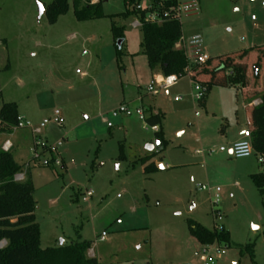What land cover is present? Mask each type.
<instances>
[{
  "label": "rangeland",
  "instance_id": "374dc122",
  "mask_svg": "<svg viewBox=\"0 0 264 264\" xmlns=\"http://www.w3.org/2000/svg\"><path fill=\"white\" fill-rule=\"evenodd\" d=\"M51 2L0 0V108L16 103L20 119L57 147L38 159L35 151L42 150L36 149L31 128L0 133V150L9 142L16 163L27 165L19 174L35 189L41 248L89 241L88 256L100 264H200V244L188 221L209 229L218 223L212 195L198 189L207 184L221 188L220 224L231 237L217 264H254L244 249L250 243L255 263L264 264L263 198L248 172H264V165L257 156L233 159L219 151L229 148L222 132L237 124L236 112H243L240 93H245L213 87L198 100L185 77L167 92L150 94V83H161L164 76L160 68L150 69L143 54L138 18H115L125 27L123 57L116 56L120 40L114 38L110 16L125 10L124 0H107L106 17L90 21H78L70 6L55 24L39 15V4ZM198 2V14H181L183 38L200 35L203 51L213 58L256 48L246 61L253 69L264 47V0ZM149 4L140 1L141 9ZM258 78L252 83L260 92L264 63ZM139 109L145 118L150 112L163 114L157 128L167 144L154 160L158 171L151 174L139 160L160 148L155 130L136 114ZM55 111L63 126L54 121ZM46 160L60 164L43 167Z\"/></svg>",
  "mask_w": 264,
  "mask_h": 264
},
{
  "label": "trees",
  "instance_id": "16d2710c",
  "mask_svg": "<svg viewBox=\"0 0 264 264\" xmlns=\"http://www.w3.org/2000/svg\"><path fill=\"white\" fill-rule=\"evenodd\" d=\"M140 1L124 0L125 10L118 15L110 16L114 38L120 40L119 44L115 45L117 59L123 57L125 27L119 26L114 20L120 18L126 21L136 17L141 22L143 34L141 48L147 57L150 69L160 68L165 77L184 74L188 67L187 56L183 50L176 47L183 34L181 22L174 18H168L162 24L147 22L149 10L141 9ZM160 1L150 0V3L157 6ZM105 2L107 0H52L48 6L44 5V13L49 23L55 24L61 16L68 13L72 6L78 21L97 20L106 17L103 10ZM163 3L164 10H171L178 5L177 0L163 1ZM158 11L161 12V9L158 8ZM255 49L211 57L204 64L193 65L191 80L206 86L207 96L213 87L233 88L243 92L253 86L252 80H259L260 69L264 63L263 47L259 49L254 68H251L252 75L246 61ZM256 68L259 69L257 72ZM243 96L253 148L256 153L264 155V91L260 95L262 100L258 106L253 105V101L256 100L254 93L246 92ZM19 118L18 105L4 103L0 108V133L12 134L19 123ZM162 119V113L150 112L145 121L147 125L154 128L161 126ZM155 138L160 143L159 152L139 160L145 174L158 171L153 160L167 144L162 128L155 131ZM54 161L51 160L48 166L43 165V167L52 166ZM24 168H27V165H18L12 151L0 150V264H100L95 257L88 256L92 245L89 241L60 244L54 248H41V231L35 218L34 186L29 179L23 182L15 181V176ZM251 179L263 198L264 209V172L251 175ZM188 227L190 235L200 245L216 243L225 248L230 247V233L225 228L210 230L191 220L188 221ZM1 244L5 245L1 246ZM244 249L256 264L255 244H247Z\"/></svg>",
  "mask_w": 264,
  "mask_h": 264
},
{
  "label": "built area",
  "instance_id": "2783aa9c",
  "mask_svg": "<svg viewBox=\"0 0 264 264\" xmlns=\"http://www.w3.org/2000/svg\"><path fill=\"white\" fill-rule=\"evenodd\" d=\"M163 1H169V0H161L160 2L157 3V6H154L153 4H149V7L147 9L149 10V13L146 17L147 22L155 23V24H162L166 19L168 18H174L180 21L181 19V14H198L199 13V2L198 0H193L189 3L178 5L174 7L171 10H164L163 6L164 3ZM264 7V3L262 4ZM141 8V7H140ZM158 8L161 9V12L158 11ZM181 22V21H180ZM136 26L141 27V22L139 20L136 21L135 23ZM178 49H181L185 52L188 60V67L185 70L184 74L182 75H170V76H164L163 81L161 83H157L156 81H152L150 85L147 88V91L150 94L155 95L158 90H163V91H169L171 88L175 87L177 83L185 78L189 77L191 79L192 76V66L193 65H199V64H204L206 63L211 57L203 51V41L202 37L200 35H196L192 37L189 40H186L181 37L179 40L177 46ZM192 84L195 86L196 90L198 91V94L196 98L198 100H203L207 94V88L201 83L194 82L192 81ZM180 98H176L175 100L178 101ZM261 104L260 100H255L253 101L254 106H258ZM122 111L126 115H131V112L128 110L126 106H123ZM136 114L138 115L139 119L141 121L146 120L145 114L143 109H139L136 111ZM116 115V114H115ZM54 121L58 126H63L64 124V119L61 117V113L59 111H55V119ZM23 128H31L33 131L34 139H35V146L36 149L40 148L42 150V153L39 154L38 152L35 151V157L38 159H41L43 154H46V152H56L57 147H51L47 144L46 141L42 138L41 135V130L40 129H34L32 125L25 121L24 119L19 118V123L17 127L14 129H23ZM155 131L158 130L157 127L151 128ZM61 145V143H59ZM4 149L6 151H9L11 149V144L9 142H6V145L4 146ZM228 149L225 147H220L219 151L221 153L227 152ZM231 156L234 159H248L253 156H257L258 162L262 165H264V155L263 154H258L255 152L253 145H252V139H251V132L250 130H246L243 133V138L236 143L233 144L231 148ZM199 154H203V152H198ZM213 151H208L209 155H212ZM49 160L44 161L43 165L48 166L50 164ZM57 165L60 163L58 161H55ZM24 180V176L22 174H18L15 176V181L21 182ZM198 189L200 191H205L208 192L210 195H212V205H213V216L214 218L218 221V223L215 224L213 229L221 230L223 227L222 221V213L219 210L218 206L220 205V193H221V188L220 187H215L212 188L209 185H198ZM87 197L90 198L93 196V191L87 192ZM106 234L103 233L100 237L101 240H104ZM5 244H1V246H4ZM219 244H210V245H200V250L196 253V255L202 260V264H217L219 260H221L226 252L223 247H217ZM220 246V245H219Z\"/></svg>",
  "mask_w": 264,
  "mask_h": 264
},
{
  "label": "crops",
  "instance_id": "0c3cea01",
  "mask_svg": "<svg viewBox=\"0 0 264 264\" xmlns=\"http://www.w3.org/2000/svg\"><path fill=\"white\" fill-rule=\"evenodd\" d=\"M263 66V65H262ZM249 68H250V66H249ZM251 69V68H250ZM1 89H2V87H1ZM230 89H233V88H230ZM235 90V89H234ZM237 91V93L238 92H240V90H236ZM257 91H259V88H254L253 86H250L249 88H247L246 90H244L243 92L244 93H246V92H252V93H254V98H256V100H262L261 99V97H260V95H261V93L264 91H260V92H257ZM209 95V94H208ZM239 95V94H238ZM240 95H242V97H241V100H242V103H241V100H240V98H239V100H240V103L242 104V114L240 113L239 114V116H238V112H236V114H237V124H235L234 126H229V130H225L224 132H222V135H224V137L225 138H229L228 139V145H229V148H228V150H227V152H228V154H229V156L231 157V158H233L232 156H231V148H232V146H233V144L234 143H236L237 141H239V140H241L242 138H243V133L246 131V130H249V124H248V115H247V113L245 112V100H244V97H243V94H241L240 93ZM170 100H172L171 98H170ZM169 100V101H170ZM155 114H158L157 112H154ZM222 147V146H221ZM12 149H14L15 147L14 146H12L11 147ZM2 149L4 150V151H6L5 149H4V147H2ZM227 152H224V153H227ZM234 159V158H233ZM250 159V158H249ZM155 160V159H154ZM154 160H153V162H154ZM159 167V166H158ZM248 172H250V177H251V175H255V174H260V173H263V171H255V170H249ZM253 172H255V173H253ZM257 172V173H256ZM223 227L225 228V225H223ZM207 228V227H206ZM214 228V227H213ZM212 228V229H213ZM209 229V228H208ZM226 229V228H225ZM211 230V229H210ZM198 243V242H197ZM91 250V249H90ZM199 258V257H198ZM198 263H200V264H202V260L199 258L198 260Z\"/></svg>",
  "mask_w": 264,
  "mask_h": 264
},
{
  "label": "water",
  "instance_id": "95a60500",
  "mask_svg": "<svg viewBox=\"0 0 264 264\" xmlns=\"http://www.w3.org/2000/svg\"><path fill=\"white\" fill-rule=\"evenodd\" d=\"M44 12H45V7H44V5L39 4V15H40V17L44 14ZM255 71L257 72V68L255 69ZM157 145H158V146L160 145L159 141L157 142ZM152 148H153V146H152ZM159 168H160V169H163V166L159 165ZM62 244H63V242H61V245H62Z\"/></svg>",
  "mask_w": 264,
  "mask_h": 264
}]
</instances>
